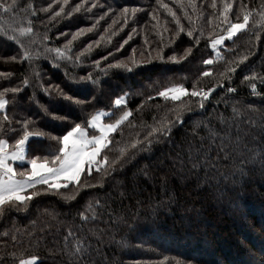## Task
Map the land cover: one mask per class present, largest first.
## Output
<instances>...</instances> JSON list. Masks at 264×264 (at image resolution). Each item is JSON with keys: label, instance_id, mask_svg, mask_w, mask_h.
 Masks as SVG:
<instances>
[{"label": "trees", "instance_id": "16d2710c", "mask_svg": "<svg viewBox=\"0 0 264 264\" xmlns=\"http://www.w3.org/2000/svg\"><path fill=\"white\" fill-rule=\"evenodd\" d=\"M78 3L84 7L69 16ZM125 7L126 16L120 14ZM245 15V28L213 52L211 42ZM205 59L213 63L204 65ZM96 60L107 70H97ZM87 72L98 83L72 88L83 107L60 99L50 105L40 90L48 83L65 87L69 76L78 81ZM15 87L22 90L4 93L9 104L0 112V139L14 150L18 121L25 120L28 130L46 133L26 143L24 162L9 160L18 173L30 171L26 162L33 157L57 154L61 145L47 134L58 137L77 122L92 136L96 131L85 122L93 115L100 114L104 125L115 124L124 111L131 115L110 134L91 175L86 169L79 181L47 192V185H35L23 193H39L31 200L0 206V264H74L70 253L77 248L87 250L89 264H264V0H16L15 12L0 11V92ZM175 87L189 94L177 100L158 95ZM208 89L214 91L201 107L190 93ZM118 97L125 103L117 106ZM177 117L183 124L176 123L170 137L140 147L153 128ZM233 119L247 125V148L227 169L230 179L193 169L189 144L196 126L220 127Z\"/></svg>", "mask_w": 264, "mask_h": 264}, {"label": "snow or ice", "instance_id": "6c2138e0", "mask_svg": "<svg viewBox=\"0 0 264 264\" xmlns=\"http://www.w3.org/2000/svg\"><path fill=\"white\" fill-rule=\"evenodd\" d=\"M161 0H157V3H160ZM68 0H64V4H67ZM96 4H92L91 7H96ZM168 10L169 13L176 19L177 25H179V18L176 17L175 12H172L167 5H162ZM84 7L83 3H78L68 13L71 16L72 12H79ZM215 7V5H213ZM231 9V4L226 5V11ZM90 11L91 8L86 9ZM111 10V9H109ZM0 11L4 13L15 12L16 11V0H12L11 3H7V0L0 2ZM60 11L63 12L64 8L61 6ZM129 9L127 7L122 9L121 15L128 13ZM135 12V9H133ZM55 15H59V12ZM107 15V13H105ZM155 18V17H154ZM103 19V17H100ZM248 16L243 17V23H230L229 27L226 29V35H221L219 38L214 39L211 42V47L215 49L218 45L223 44L226 40H231L234 34L244 29L248 23ZM115 23V21H114ZM127 23V19H125ZM95 27V25H93ZM31 31V29H28ZM92 29H80L78 33L73 34V40L77 38L78 35H84L86 31H91ZM189 37H192V32L187 33ZM131 34H129L128 39L124 40L120 48L122 49L124 44L128 43L130 40ZM71 44V41L68 42ZM93 43H99V41H94ZM198 43V41H197ZM91 50V44L88 46L85 51ZM55 51L59 54L60 49L57 48ZM120 51V49H117ZM192 48L189 47L186 49L185 56L190 55ZM27 53H24V56L27 57ZM112 55V53H109ZM15 59V57H13ZM80 57H77L79 60ZM102 59H107L103 57ZM169 60L174 61V57H169ZM95 68L101 72L106 71L107 69L100 68V60L93 62ZM213 61L211 59L203 60L204 65H211ZM108 68H111L112 65H108ZM117 67H125L117 63ZM128 71H131L129 68ZM234 71V69H233ZM204 76L209 75V72L205 71ZM29 80H23V85L28 86ZM76 83L83 84H92L96 85L98 79L93 77L92 72H87L85 75L79 76L78 81L77 77L69 76V83L65 87H61L60 84H51L48 83L47 86H40V90L47 96L48 103L51 105L56 100L68 101L72 106H81L85 105V101H82L76 98L75 94L72 92V88ZM65 88H68V91H65ZM252 89L255 91L256 85L252 84ZM22 89L20 87H15L11 89H5L4 92H0V112L6 113L7 106L9 101L5 99V92L11 91L12 93L20 92ZM214 91V89H208L206 92L193 90L190 95L192 97H200L201 107H203V101L208 98L209 94ZM229 92L233 89L229 88ZM188 95V90L186 88L176 89H165L160 91L158 95L160 97L177 100L180 98V95ZM94 99V97H93ZM91 104V101L87 102ZM125 103L123 97H118L115 100V104L120 106ZM45 115H50L48 107L41 105ZM131 115L130 111H124L123 115L118 119L115 124H101V115H93L91 119L87 120L85 124L98 131V135H92L90 138L86 136V128L82 123L73 122L72 126L62 135L58 137L51 136L47 134L48 138L55 139L58 144L61 146L57 149V154H52L50 159L47 157H33L27 160V165L30 166V171L25 168L24 170L17 172L16 168L13 167L9 160L24 162L25 161V147L26 143L32 137L44 138L46 133L41 131H30L29 121H18L22 124V128L19 130L20 135L14 141V150L9 151L7 149L8 140L0 139V206L5 205L6 201H17L24 202L26 200H31L33 196L38 195L39 193L33 191L28 196L23 195L27 189H32L35 185H47L48 188L44 189L45 192L50 189H59L61 187V181L63 182H73L79 181L81 174L87 169V174L91 175L92 169L95 166L99 169L101 161L98 159L103 149H105L108 144L111 142L110 134L116 131L117 127L122 123V121L127 120ZM54 120H64L66 117L53 115ZM3 121L8 125V132L15 134L17 129L11 126L10 118L7 114L3 116ZM176 123L183 124V121L177 117L176 122H170L167 125H161L158 128H153L152 131L144 138L147 141V145L141 142L140 147L144 148L150 146L155 140H158L161 137L168 138L171 135L172 130L176 127ZM197 130L193 135V143L189 144V155L191 157V165L193 169L205 168L210 172L215 173L213 178H218L224 181L230 179L232 173L227 171L228 168L235 165L237 160H242L244 152L247 148L246 144V128L247 125L243 120H230L222 121L220 127L209 126L204 124L203 126L197 125ZM4 129V124H0V131ZM203 133L201 135L200 133ZM135 148L136 145L134 144ZM214 153V155H213ZM38 159H43L42 163H38ZM126 161H120L121 166ZM53 166H49V164ZM115 163V161H113ZM17 175L23 177L22 179H17ZM7 177V179H5ZM11 207V205L9 206ZM0 211L4 209L0 208ZM72 233H69V236L65 237L67 241ZM74 257V264H89L90 257L87 250L77 248L75 251L70 253ZM20 264H25L24 261H21Z\"/></svg>", "mask_w": 264, "mask_h": 264}, {"label": "rangeland", "instance_id": "374dc122", "mask_svg": "<svg viewBox=\"0 0 264 264\" xmlns=\"http://www.w3.org/2000/svg\"><path fill=\"white\" fill-rule=\"evenodd\" d=\"M238 33V32H237ZM236 33V34H237ZM236 34H234L233 36H235ZM226 35V34H225ZM222 45V44H221ZM221 45H218L215 49H213L212 47H211V50L213 51V52H215V53H218V48H220L221 47ZM182 87H175V88H170V89H176V90H179V89H181ZM182 96H184L183 94H181L180 95V98L182 97ZM169 99H171L170 98V96L168 97ZM38 163H42V162H38ZM61 183L63 184L64 182H62L61 181ZM32 262L31 261H25V264H31Z\"/></svg>", "mask_w": 264, "mask_h": 264}, {"label": "crops", "instance_id": "0c3cea01", "mask_svg": "<svg viewBox=\"0 0 264 264\" xmlns=\"http://www.w3.org/2000/svg\"><path fill=\"white\" fill-rule=\"evenodd\" d=\"M101 119H102V123L104 124V122H103V118H102V116H101ZM93 130H95V129H93ZM96 131V134H93V135H98L99 133H98V131L97 130H95ZM86 136L87 137H91V136H88V132L86 131ZM5 179H7V177H5Z\"/></svg>", "mask_w": 264, "mask_h": 264}, {"label": "built area", "instance_id": "2783aa9c", "mask_svg": "<svg viewBox=\"0 0 264 264\" xmlns=\"http://www.w3.org/2000/svg\"><path fill=\"white\" fill-rule=\"evenodd\" d=\"M100 122H101V124H103V123H102V119L100 120Z\"/></svg>", "mask_w": 264, "mask_h": 264}]
</instances>
